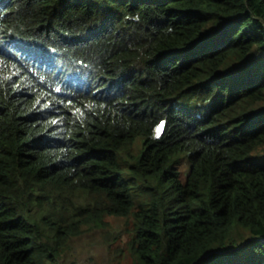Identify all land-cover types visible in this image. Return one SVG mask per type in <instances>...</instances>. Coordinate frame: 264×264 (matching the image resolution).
<instances>
[{
  "label": "trees",
  "instance_id": "trees-1",
  "mask_svg": "<svg viewBox=\"0 0 264 264\" xmlns=\"http://www.w3.org/2000/svg\"><path fill=\"white\" fill-rule=\"evenodd\" d=\"M264 264V0H0V264Z\"/></svg>",
  "mask_w": 264,
  "mask_h": 264
},
{
  "label": "rangeland",
  "instance_id": "rangeland-1",
  "mask_svg": "<svg viewBox=\"0 0 264 264\" xmlns=\"http://www.w3.org/2000/svg\"><path fill=\"white\" fill-rule=\"evenodd\" d=\"M124 219L109 217L106 226L83 233L71 242L62 264H115L122 260Z\"/></svg>",
  "mask_w": 264,
  "mask_h": 264
}]
</instances>
